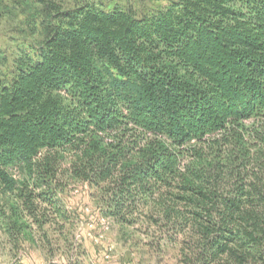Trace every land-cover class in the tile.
Returning <instances> with one entry per match:
<instances>
[{"label":"trees","instance_id":"trees-1","mask_svg":"<svg viewBox=\"0 0 264 264\" xmlns=\"http://www.w3.org/2000/svg\"><path fill=\"white\" fill-rule=\"evenodd\" d=\"M44 8V39L0 81L12 246L84 264L79 181L175 264H264V0Z\"/></svg>","mask_w":264,"mask_h":264},{"label":"rangeland","instance_id":"rangeland-1","mask_svg":"<svg viewBox=\"0 0 264 264\" xmlns=\"http://www.w3.org/2000/svg\"><path fill=\"white\" fill-rule=\"evenodd\" d=\"M51 0H0V81L13 77L16 64L32 54V48L45 37V5ZM61 8H71L81 0H53ZM109 8L131 9L137 15L162 9L171 0H94ZM0 193V201L4 200ZM68 205L79 211L81 218L75 233L82 243L80 260L84 264H175L174 251L160 253L143 248L148 241L143 229L126 228L95 209L91 192L81 182L69 186ZM17 251L0 228V264L67 263L61 251L47 257L36 246L26 243Z\"/></svg>","mask_w":264,"mask_h":264}]
</instances>
